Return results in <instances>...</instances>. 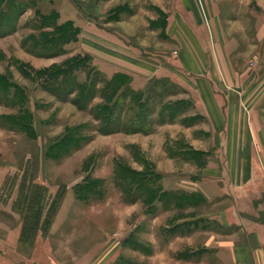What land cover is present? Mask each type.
Masks as SVG:
<instances>
[{"label": "rangeland", "instance_id": "rangeland-1", "mask_svg": "<svg viewBox=\"0 0 264 264\" xmlns=\"http://www.w3.org/2000/svg\"><path fill=\"white\" fill-rule=\"evenodd\" d=\"M193 10L224 37L264 35V0H0V264L197 259L177 217L199 196L134 169L127 136L186 107L181 89L144 101L110 79L112 58L169 60Z\"/></svg>", "mask_w": 264, "mask_h": 264}, {"label": "crops", "instance_id": "crops-1", "mask_svg": "<svg viewBox=\"0 0 264 264\" xmlns=\"http://www.w3.org/2000/svg\"><path fill=\"white\" fill-rule=\"evenodd\" d=\"M192 13L169 60L142 54L123 69L111 59L112 82L125 71L146 101L169 80L181 89L171 103L186 106L152 130L127 132L134 169L160 174L164 192L199 196L177 217L191 264H264V35L246 27L239 36L238 26L227 38Z\"/></svg>", "mask_w": 264, "mask_h": 264}, {"label": "trees", "instance_id": "trees-1", "mask_svg": "<svg viewBox=\"0 0 264 264\" xmlns=\"http://www.w3.org/2000/svg\"><path fill=\"white\" fill-rule=\"evenodd\" d=\"M2 15V14H0ZM139 131V130H137ZM141 131V130H140ZM149 131V130H148ZM133 132H136V131H133ZM136 182L139 184V185H144V184H149V182L147 181V179H139V180H136Z\"/></svg>", "mask_w": 264, "mask_h": 264}]
</instances>
